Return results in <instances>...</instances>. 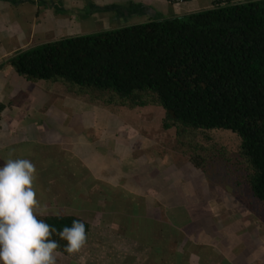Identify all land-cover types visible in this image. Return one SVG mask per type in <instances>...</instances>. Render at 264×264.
<instances>
[{
  "label": "rangeland",
  "instance_id": "374dc122",
  "mask_svg": "<svg viewBox=\"0 0 264 264\" xmlns=\"http://www.w3.org/2000/svg\"><path fill=\"white\" fill-rule=\"evenodd\" d=\"M146 22L133 19L128 26ZM103 28L92 18L77 25L73 35L58 30L49 41L89 36ZM13 75L16 84L29 83ZM3 82L0 79V85ZM40 83L48 91L45 97L56 104L74 97L82 108L78 122L75 127L63 126L60 105L50 103L46 129H41L46 133L30 129L34 141L19 139L0 150V167L8 158L31 160L37 168L34 186L39 201L47 205L46 216H75L89 224L85 247L59 256L57 264H174L175 251L184 255L185 264H264V211L247 189L235 184L243 181V172L234 171L236 137L229 132L210 134L213 141L207 148L215 156L208 178L179 154L177 160L153 155L158 146L170 149L175 142L173 132L161 130L156 109L136 115L134 126L122 121L102 126L85 111L86 106H94L85 103L78 91L70 92L60 81ZM29 89L27 95L34 96L33 86ZM12 92L17 93L15 87ZM25 96L19 94L16 104ZM107 114L109 120H118ZM122 126L126 131H121ZM128 130L134 134L130 157L136 163L130 171L122 158L128 149ZM38 134L45 137L41 143ZM47 139L57 143L48 144ZM71 152L75 159H69ZM162 243H167L164 252L170 256L158 259L154 247Z\"/></svg>",
  "mask_w": 264,
  "mask_h": 264
},
{
  "label": "trees",
  "instance_id": "16d2710c",
  "mask_svg": "<svg viewBox=\"0 0 264 264\" xmlns=\"http://www.w3.org/2000/svg\"><path fill=\"white\" fill-rule=\"evenodd\" d=\"M8 63L29 82L64 83L124 124L134 126L136 115L156 109L161 130L173 132L175 142L153 155L177 160L179 154L208 178L215 156L207 148L210 134L229 132L238 141L234 171L243 172L235 184L264 211V0H215L184 16L42 44ZM39 218L58 230L82 221ZM82 222L88 234L90 226ZM52 238L69 255L63 251L67 242L58 234ZM166 246L154 247L158 259L170 256ZM172 256L174 264H185L181 252Z\"/></svg>",
  "mask_w": 264,
  "mask_h": 264
},
{
  "label": "crops",
  "instance_id": "0c3cea01",
  "mask_svg": "<svg viewBox=\"0 0 264 264\" xmlns=\"http://www.w3.org/2000/svg\"><path fill=\"white\" fill-rule=\"evenodd\" d=\"M214 1L185 0V2L177 4L169 0H0V79L4 81L0 85V108L2 111L0 150L16 145L19 139L24 142L34 141V136L28 134L30 129L37 128L40 130V135L46 133L41 130L46 129L48 123L45 121V113H47L50 103L55 102L56 104L54 99L50 100L45 97V93L48 91L40 81L35 82L34 85L32 82H24L23 79L21 80L25 85L14 82L17 80L13 75L15 71L8 63L12 56L49 43V39L56 37L58 30L63 35H73L77 25L90 21L92 18L102 23L103 31H108L128 26L133 19L138 20L139 23L142 18L149 21L160 16H162L160 19H163L206 10L212 6ZM222 1L225 2V0ZM226 1L243 2V0ZM113 26L116 28L113 29ZM29 86H33L35 92L32 97L27 95L30 91ZM14 87L17 93L12 92ZM19 94L26 96L25 99L19 97L22 100L16 104L15 101ZM57 104L60 105L61 111L59 112L62 114L59 117L60 120L58 117L55 118L63 126L66 124L72 127L77 124V115L82 112V108L80 109L81 106L75 103L74 97L71 96V99L65 97L64 101L60 100ZM85 111L93 113L102 126L108 122H112L111 125L120 122L117 119L109 120L107 117L109 114L96 107L86 106ZM54 123L52 122V124ZM121 131H126L124 126ZM44 138V136H39L40 143ZM112 138L117 139L115 136ZM125 140L128 141V149L122 158L130 171L134 167H130V165L135 163L130 157L133 150L131 143L134 140V134L128 130V138ZM48 141L51 142L47 139L46 143L50 144ZM51 143L56 144L57 142ZM72 154L73 152L69 154V159H75Z\"/></svg>",
  "mask_w": 264,
  "mask_h": 264
},
{
  "label": "clouds",
  "instance_id": "9594fccd",
  "mask_svg": "<svg viewBox=\"0 0 264 264\" xmlns=\"http://www.w3.org/2000/svg\"><path fill=\"white\" fill-rule=\"evenodd\" d=\"M36 177L37 168L29 159L8 158L0 167V264H57L62 252L54 234L67 242L63 251L69 254L86 245L82 221L58 230L39 218L48 209L38 199Z\"/></svg>",
  "mask_w": 264,
  "mask_h": 264
},
{
  "label": "built area",
  "instance_id": "2783aa9c",
  "mask_svg": "<svg viewBox=\"0 0 264 264\" xmlns=\"http://www.w3.org/2000/svg\"><path fill=\"white\" fill-rule=\"evenodd\" d=\"M171 1L174 2V3H177V4L185 2V0H171ZM1 116H2V111H1V108H0V118H1Z\"/></svg>",
  "mask_w": 264,
  "mask_h": 264
}]
</instances>
